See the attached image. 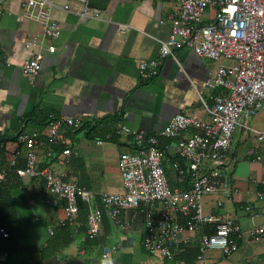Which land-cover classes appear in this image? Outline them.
I'll use <instances>...</instances> for the list:
<instances>
[{
	"label": "crops",
	"instance_id": "1",
	"mask_svg": "<svg viewBox=\"0 0 264 264\" xmlns=\"http://www.w3.org/2000/svg\"><path fill=\"white\" fill-rule=\"evenodd\" d=\"M90 5L101 12L98 20L55 10L52 19L61 30L55 40L42 39L40 27L21 17L19 0H4L0 5V168L15 152L19 153L17 166H23L25 149L16 142L19 132L44 134L51 115L81 119L80 128L66 132L71 140L67 159L61 155L65 147L57 145L50 158L40 153L41 163L63 172L65 180L94 192L100 205L101 193L124 192L117 161L121 153L134 151L131 138L116 134V127L125 125L158 136L177 113L207 121L199 96L212 103V93L204 83L220 63L199 58L186 47L172 48L174 59L166 57L158 76L141 81L137 64L158 56V41H165L171 34L169 17L173 6L159 0H90ZM78 8L77 4L70 5L73 11ZM119 25L127 28L121 32ZM30 39L45 47L41 69L34 77L24 76L20 67L38 50L37 46L25 48ZM48 45L55 47L54 53L47 52ZM241 121L256 131H264V105L244 115ZM158 138L162 146L170 149L163 165L168 183L174 187L170 163L175 160V141ZM259 154L262 160L255 161ZM229 158L224 172L237 192L230 200L222 199L220 209L215 207V201L221 197L205 196L203 210L206 214L226 213L233 217L244 237L238 250L228 257L219 250H208L207 264H264V238H248V231L264 225V201L257 198V192L264 190V140L257 142L252 132L237 127ZM2 185L14 217L10 224L13 250L5 264H194L197 234H189L186 251L181 255L176 251L168 261L144 250L143 219L137 212L122 213V228L104 214L99 234L89 239L86 214L79 212L73 224L61 223L63 202L59 201L58 207L45 203L53 197L46 192L42 179L12 176ZM242 205H251L257 216L243 212ZM133 215L135 220L130 223ZM208 229L204 227L203 231ZM104 244L115 247L107 261L101 258Z\"/></svg>",
	"mask_w": 264,
	"mask_h": 264
},
{
	"label": "built area",
	"instance_id": "2",
	"mask_svg": "<svg viewBox=\"0 0 264 264\" xmlns=\"http://www.w3.org/2000/svg\"><path fill=\"white\" fill-rule=\"evenodd\" d=\"M159 1L173 6V14L169 17L171 34L165 41H158L156 58L138 62V78L149 81L158 76L163 59H174L172 48L177 47H186L199 58L220 63L204 83V88L212 93V103L208 104L199 96L200 106L209 119L204 121L177 113L158 133V136L175 141L172 152L175 160L171 161L170 168L175 174L176 186L169 185L163 165L170 152L169 146H162L158 136L118 125L115 133L129 136L134 149L121 153L117 161L124 192L101 193L98 205L94 192L65 180L63 172L42 166L41 155L50 158L57 145L65 147L61 155L67 159L71 154V140L66 132L80 128L83 122L51 115L44 134L37 131L17 134V144L25 149L24 164L17 166L19 153L15 152L7 167L0 169V188L9 172H14L19 179H42L46 192L53 197L45 203L58 207L59 201L63 202V224H73L79 214L78 203H84L88 210L86 234L89 239L99 234L104 214L122 228V213L126 210L137 212L143 219L144 250L168 261L176 251H184L189 234H197L194 264H207L208 250H219L228 257L238 250L244 237L233 217L226 213L206 214L203 198L221 197L215 201V207L220 209L222 199L230 200L237 192L224 172L230 162L229 150L237 127L252 132L257 142L264 140V131H256L241 121L244 115L257 112L264 105V0ZM3 2L0 0V5ZM72 3L79 6L77 11L70 9ZM19 5L21 17L37 24L42 39L49 40L60 36V26L52 19L55 10L90 20H98L101 15L90 5V0H19ZM126 28V25H119L121 32ZM35 46L38 50L26 57L20 66L26 77L36 76L41 69L42 49L45 48L42 42L38 44L30 39L25 44L26 49ZM46 50L54 53L55 47L48 45ZM222 61L229 64H222ZM262 158L260 154L254 157L255 161ZM261 184L264 185V181ZM257 198L264 201V190L257 192ZM240 209L257 216L251 205H242ZM134 217L130 223L134 222ZM204 227L209 228L208 232L203 231ZM7 234L1 227L0 235L5 238ZM248 238L252 241L264 238V225L248 231ZM114 250L115 247L102 245L103 261H107ZM6 261L7 254L0 253V264Z\"/></svg>",
	"mask_w": 264,
	"mask_h": 264
},
{
	"label": "trees",
	"instance_id": "3",
	"mask_svg": "<svg viewBox=\"0 0 264 264\" xmlns=\"http://www.w3.org/2000/svg\"><path fill=\"white\" fill-rule=\"evenodd\" d=\"M6 167H7V165L4 168H6ZM0 169H2V168H0ZM12 176H16V174L14 172H9V174L7 175V177H12ZM5 192H7V191H4L3 188L1 187V189H0V226H3L4 229L8 232V234H7V237H5V238L1 236L2 241L0 242V252L6 253L7 257H8V253L13 250V244H14L13 229L10 227V224L14 221V217L11 213L12 212L11 211V208H12L11 203H9L7 198L5 196H3V195H5L4 194ZM78 206H79V212L87 214L88 210H87V207L84 203L79 202ZM64 224H66V223H64ZM185 251L186 250L181 252L180 255L182 253H184ZM181 258H182V256H181ZM2 264H5V262Z\"/></svg>",
	"mask_w": 264,
	"mask_h": 264
}]
</instances>
